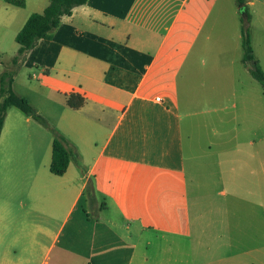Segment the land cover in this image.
<instances>
[{"label":"crops","instance_id":"1","mask_svg":"<svg viewBox=\"0 0 264 264\" xmlns=\"http://www.w3.org/2000/svg\"><path fill=\"white\" fill-rule=\"evenodd\" d=\"M50 1L0 0V77L18 33ZM247 4L264 71V0ZM22 71L29 96L16 88L19 74L13 91L74 157L53 174V134L9 108L0 264H47L52 255L55 264H138L139 244L148 249L153 237L165 254L156 264H168L169 250L180 264H264V160L252 154L264 139V87L244 63L236 0H89L28 53ZM73 92L86 101L78 110L68 106ZM205 153L211 162L202 164ZM254 161L261 171L250 170ZM195 187L213 196L196 236Z\"/></svg>","mask_w":264,"mask_h":264},{"label":"trees","instance_id":"2","mask_svg":"<svg viewBox=\"0 0 264 264\" xmlns=\"http://www.w3.org/2000/svg\"><path fill=\"white\" fill-rule=\"evenodd\" d=\"M88 1L51 0L43 13L31 15L24 28L16 37L18 51L12 59V66L6 69L0 77V137L9 108L15 107L31 115L54 136L51 172L57 176H62L66 173L74 157V152L68 147L70 143L66 137L51 127L49 122L34 110L27 99L18 96L13 91V83L18 72L22 69L28 53L41 40H52L55 31L61 26L64 17L72 15L75 8L87 4ZM7 2L20 7L25 6V0H7ZM236 4L242 21L244 63L250 67L252 76L264 87V71L254 55L251 41V14L248 9L247 0H236ZM85 102V98L80 93L73 92L68 96V106L74 110L82 108ZM94 192V183L90 182L87 187V193L91 196Z\"/></svg>","mask_w":264,"mask_h":264},{"label":"rangeland","instance_id":"3","mask_svg":"<svg viewBox=\"0 0 264 264\" xmlns=\"http://www.w3.org/2000/svg\"><path fill=\"white\" fill-rule=\"evenodd\" d=\"M19 74V80H18V84H17V90L18 92H20L21 94H28L29 93L26 89V85L28 82V74L26 71H22L21 70L18 72ZM35 101V99H33ZM206 131V130H205ZM205 131H202V136L204 139H206V133ZM262 138L258 141V143L254 146L253 148V152L252 154H254L256 157L254 158L257 161H260L261 157L264 160V145L262 146V144H264V139L262 140ZM203 158H202V164H206V162H211V158L209 155H207V153L202 154ZM254 161V162H250V170H257V171H261L262 167L261 165H258V162ZM211 164V163H208ZM205 173H208V170L206 169ZM215 186V185H214ZM212 184L210 186L211 189L208 188L209 191L214 192V187ZM216 187V186H215ZM198 188L195 187L194 189L191 188V204H192V211H193V218H194V226H193V232L195 234V236L197 235V233L201 232L202 228L204 227V225L202 224V222L199 219V211H201V215L204 216L205 214L208 215L209 211L211 210V206H212V194L208 193V192H200L197 191ZM218 191V190H217ZM152 241V245L150 247H148V249H146V245L144 243H140L139 244V254H138V258H137V263L140 264V260L141 257L143 255L147 256L150 260V264H156V260H158L159 258H161L162 256H164L165 254L162 253V250L160 249L161 245L163 244L162 242L158 241L157 239L150 238ZM166 257L171 259L168 264H180L181 262V255L180 253L176 252V251H168L166 253ZM37 259V258H36ZM141 262H143V259L141 260ZM36 264H41V262L39 261L38 263L36 262ZM47 264H55V257L54 255L51 256V259L48 260ZM85 264V262H84Z\"/></svg>","mask_w":264,"mask_h":264},{"label":"built area","instance_id":"4","mask_svg":"<svg viewBox=\"0 0 264 264\" xmlns=\"http://www.w3.org/2000/svg\"><path fill=\"white\" fill-rule=\"evenodd\" d=\"M156 101L157 102H161L162 100H161V98H157Z\"/></svg>","mask_w":264,"mask_h":264}]
</instances>
